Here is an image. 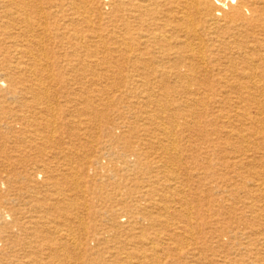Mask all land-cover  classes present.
<instances>
[{"label":"bare ground","instance_id":"6f19581e","mask_svg":"<svg viewBox=\"0 0 264 264\" xmlns=\"http://www.w3.org/2000/svg\"><path fill=\"white\" fill-rule=\"evenodd\" d=\"M0 264H264V0H0Z\"/></svg>","mask_w":264,"mask_h":264}]
</instances>
